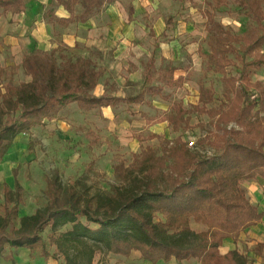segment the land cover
Listing matches in <instances>:
<instances>
[{"label":"rangeland","instance_id":"obj_1","mask_svg":"<svg viewBox=\"0 0 264 264\" xmlns=\"http://www.w3.org/2000/svg\"><path fill=\"white\" fill-rule=\"evenodd\" d=\"M133 2L26 0L28 18L0 7V45L6 49L0 51V86H19L32 80L23 66L27 55L24 49L17 52V57L8 51L11 45L3 41L18 32L21 21L27 27L34 16L44 14L54 25V35L48 37L47 47L36 44L28 54L34 52L48 62L56 49L60 67L87 58L92 80L95 72L105 71L89 91L95 96L129 97L144 89V100L135 103L121 100L114 106L84 107L71 103L55 117L31 128L30 133L15 138L8 153L0 158V184L8 182L14 187V170L20 167L19 178L26 190L20 215L32 214L45 206L46 179L54 169L60 170L66 186L74 184L83 196L96 197L112 195L114 186L127 182L131 168L139 160L150 152L163 154V149L175 146L178 138L196 156L218 152L217 145L223 138L218 116L228 110L234 96L228 76L237 77L242 63L239 51H230L227 57L232 64L219 70L210 66L207 55L212 52L217 35L254 36L262 27L244 0H137L136 5ZM62 5L74 11L71 31H66L70 23L55 15ZM261 7L264 11V0ZM163 32L165 35L159 37ZM156 40L160 45L155 53L154 81L144 85ZM250 76L264 84V67L251 68ZM173 164L169 158L165 174L171 172ZM240 187L247 195L253 189L256 193L264 188V177L242 180ZM2 203L0 194V214ZM190 226L197 231L206 229L194 221ZM69 228L65 226L61 231ZM50 234L48 227L43 236L53 254L56 248ZM263 242L262 220L243 229L236 246L250 258L251 264H264ZM136 252L130 256L97 253L94 264H152ZM5 255L0 264H64L63 257H43L40 248L8 246ZM157 264L199 262L172 259Z\"/></svg>","mask_w":264,"mask_h":264},{"label":"trees","instance_id":"obj_2","mask_svg":"<svg viewBox=\"0 0 264 264\" xmlns=\"http://www.w3.org/2000/svg\"><path fill=\"white\" fill-rule=\"evenodd\" d=\"M25 1L0 0V7L20 14L27 9ZM244 2L262 31L254 36L217 35L207 55L210 66L219 70L232 64L227 57L230 51L238 50L242 63L237 77L228 76L234 96L228 110L218 116L223 130L218 152L196 156L178 138L175 146L163 149V154L150 152L139 160L127 182L114 186L112 195L96 197L83 196L74 184L66 186L60 170L54 169L46 179L47 203L26 215L19 214L26 190L18 166L13 174L14 187L8 182L0 184V259L7 257L9 246L40 248L43 257H63L64 264H94L97 253L130 256L134 250L152 264L172 259H196L200 264L252 263L237 247L221 252L226 239L232 238L237 244L242 230L264 217V211L253 205L240 187L242 180L264 177V84L250 76L251 68L264 67L263 0ZM68 10L70 17L60 19L66 23L74 14L72 8ZM159 45L156 40L144 85L154 81ZM55 54L53 49L48 62L34 52L27 54L23 66L32 80L19 86H0V158L19 134L30 133L31 128L55 117L71 103L114 106L121 100H144V89L129 97L90 94L105 71L95 72L92 80L87 58L60 67ZM169 158L174 164L165 174ZM191 221L206 229H193ZM65 226L70 228L61 231ZM48 227L56 248L53 254L43 236ZM261 245L264 247V242Z\"/></svg>","mask_w":264,"mask_h":264},{"label":"crops","instance_id":"obj_3","mask_svg":"<svg viewBox=\"0 0 264 264\" xmlns=\"http://www.w3.org/2000/svg\"><path fill=\"white\" fill-rule=\"evenodd\" d=\"M136 1L137 0H134L133 2L134 5H136L135 4ZM28 11L29 10L27 8L26 11L22 13L24 18H28L27 17ZM55 15L58 18H68L70 17V12L64 5H62L60 6V8L56 10ZM22 19L23 18L21 17L20 20ZM21 22L22 23H18V32L16 34H13L12 36L10 35L8 38H6L3 41L4 44L8 46L11 45V48L8 47V51H13V53L17 55L18 57L17 52L20 51L21 49H24L26 54H28L31 47L36 44H38L39 47L48 46V37L49 36L52 37L54 35V25L46 20L44 14L38 16V18L34 16L33 21L27 27L26 26L23 27V23L25 24V22L23 21ZM66 27H67L66 31H71L70 28H72V23H70L69 25H66ZM1 39H2V34H0V40ZM3 50H6V49H2V46L0 45V51L2 52ZM22 55L24 56V53H22ZM253 191L254 189L248 192V195H247L248 198L251 200L253 205L258 207L260 211H264V188L261 187V189L256 193ZM262 220L264 221V217ZM240 237H241V234H240ZM236 245L237 244L234 243L232 238H228L224 241V244L221 247V252L226 253L227 251L236 248L237 247ZM133 252H136V251L134 250L132 251V253Z\"/></svg>","mask_w":264,"mask_h":264}]
</instances>
